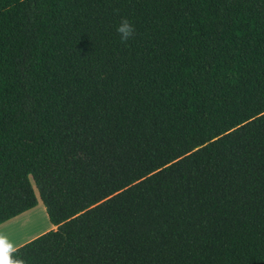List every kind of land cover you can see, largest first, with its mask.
I'll use <instances>...</instances> for the list:
<instances>
[{
	"label": "trees",
	"instance_id": "16d2710c",
	"mask_svg": "<svg viewBox=\"0 0 264 264\" xmlns=\"http://www.w3.org/2000/svg\"><path fill=\"white\" fill-rule=\"evenodd\" d=\"M38 202L0 264H264V0H0V224Z\"/></svg>",
	"mask_w": 264,
	"mask_h": 264
},
{
	"label": "rangeland",
	"instance_id": "374dc122",
	"mask_svg": "<svg viewBox=\"0 0 264 264\" xmlns=\"http://www.w3.org/2000/svg\"><path fill=\"white\" fill-rule=\"evenodd\" d=\"M51 229L43 207L37 205L0 225V252L43 230ZM53 229V228H52Z\"/></svg>",
	"mask_w": 264,
	"mask_h": 264
},
{
	"label": "crops",
	"instance_id": "0c3cea01",
	"mask_svg": "<svg viewBox=\"0 0 264 264\" xmlns=\"http://www.w3.org/2000/svg\"><path fill=\"white\" fill-rule=\"evenodd\" d=\"M4 223H5V222H4ZM2 224H3V223H2ZM0 225H1V224H0ZM45 231H46V229H45V230H43V231H42V232H40V233H37V234H35V235H33V236H31V237H29V238H27V239L23 240V241H20L19 243H16V244H14V245L10 246L9 248H7V249H5L4 251L0 252V256L4 255L5 253H7V252L11 251L12 249H14V248L18 247L19 245H21V244H23V243L27 242L28 240H30V239H32V238H34V237L38 236L39 234H41V233H43V232H45Z\"/></svg>",
	"mask_w": 264,
	"mask_h": 264
}]
</instances>
